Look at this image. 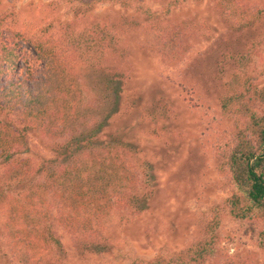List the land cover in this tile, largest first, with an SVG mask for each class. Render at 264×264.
Masks as SVG:
<instances>
[{
	"label": "trees",
	"instance_id": "16d2710c",
	"mask_svg": "<svg viewBox=\"0 0 264 264\" xmlns=\"http://www.w3.org/2000/svg\"><path fill=\"white\" fill-rule=\"evenodd\" d=\"M159 1L160 16L136 0H51L66 8L75 2L72 14L48 18L33 30L6 23L7 16L0 12L3 262L10 252L22 264L57 263L66 255L58 230L70 236L80 254L108 252L106 229L113 217H132L149 206L155 175L140 158L129 123L136 124L139 114L153 121L156 111L152 96L147 99L150 93L125 91L132 64L123 40L142 35L153 51L174 63L187 51L189 41L200 38L189 20L169 17L186 0ZM212 2L226 22L222 42L231 41L220 50L212 45L204 55L197 54L186 67L187 77H193L205 55L227 58L239 40L236 36L264 16V8L251 0ZM102 3L110 4V9L119 6L120 13L112 18L93 14ZM5 31L10 36H2ZM20 42L41 63L38 71L28 64ZM251 43L258 52L264 49V31ZM240 83H244L238 84L241 91L231 89L232 94L219 100L221 113L233 118L234 133L214 152L216 167L229 179L231 193L212 208L204 236L168 258L167 264H203L215 253L218 208L233 218L259 222L264 242V85ZM159 95L164 107L157 118L167 119L173 109Z\"/></svg>",
	"mask_w": 264,
	"mask_h": 264
},
{
	"label": "rangeland",
	"instance_id": "374dc122",
	"mask_svg": "<svg viewBox=\"0 0 264 264\" xmlns=\"http://www.w3.org/2000/svg\"><path fill=\"white\" fill-rule=\"evenodd\" d=\"M136 1L154 15H161L159 0ZM251 3L264 8V0ZM110 6L98 4L92 13L101 18L120 13L119 6ZM71 8L64 7V3L56 6L51 0H0L6 23L13 22L17 29L33 30L48 18H67L72 14ZM175 16L189 20V27L200 34L198 40L189 41V48L177 62L167 63L142 35L123 40L132 64L125 91L150 93L147 99L152 96L156 111L153 121L142 119L139 114L136 124L129 123L140 158L152 166L155 175L156 188L149 206L132 217H113L106 229L108 252L80 254L72 246L70 236L58 230L66 255L55 264H167L168 258H175L176 252L204 236L206 223L213 217L212 208L220 206L231 193L229 179L214 162L216 146L224 140L228 142L234 133L233 118L221 113L219 100L232 94L231 89L241 91L238 84L243 85L242 80L256 88L264 85V49L258 52L251 43L264 31V16L253 20L247 31L244 29L236 36L239 40L227 58L219 60L205 55L193 77H187L185 70L197 54L204 55L212 45L218 50L228 46L231 40L222 42L226 22L214 9L212 0H186L169 17ZM10 34L5 31L2 36ZM218 41L222 42L220 46ZM19 45L25 49L28 64L38 71L42 65L34 59L31 48L21 42ZM156 93L167 98L173 109L167 119L157 118L164 105L159 104ZM142 110L140 107V113ZM27 149L32 152L30 147ZM217 210L221 216L216 230L218 243L215 253L203 264H263L260 223L236 219L224 209ZM6 256L8 261L4 263L6 259L3 262L0 254L1 264H22L18 258L10 257V252Z\"/></svg>",
	"mask_w": 264,
	"mask_h": 264
}]
</instances>
